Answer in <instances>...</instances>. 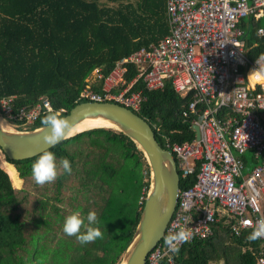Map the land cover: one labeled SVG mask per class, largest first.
Here are the masks:
<instances>
[{
  "label": "trees",
  "instance_id": "obj_1",
  "mask_svg": "<svg viewBox=\"0 0 264 264\" xmlns=\"http://www.w3.org/2000/svg\"><path fill=\"white\" fill-rule=\"evenodd\" d=\"M241 25L248 29L247 45L255 44L249 56L263 54L264 37H255L254 28L264 21L245 19ZM167 32L166 0H0V98L14 95L15 107L47 98L64 115L83 101L79 94L95 68L106 75L119 58ZM134 74L128 66L126 81ZM141 82L132 88L145 96L137 114L156 122L170 141L192 140L194 131L180 116L190 97L177 94L170 81L157 90ZM101 84L92 87L99 91ZM42 116L12 127L40 126ZM156 139L164 145L161 136ZM49 150L57 159L66 157L72 172L43 187L31 175L40 153L9 159L0 150L11 163L9 173L0 166V264H119L149 183L141 151L124 133L105 126L74 132ZM9 174L22 185L15 187ZM195 178L180 179L179 187ZM78 209L85 217L96 211L103 239L81 244L63 232L64 218ZM250 233L235 236L220 219L212 235L184 243L174 259L176 264H255L262 244L248 241ZM160 264H168L166 258Z\"/></svg>",
  "mask_w": 264,
  "mask_h": 264
},
{
  "label": "built area",
  "instance_id": "obj_2",
  "mask_svg": "<svg viewBox=\"0 0 264 264\" xmlns=\"http://www.w3.org/2000/svg\"><path fill=\"white\" fill-rule=\"evenodd\" d=\"M166 15L167 34L119 58L106 75L95 68L79 98L116 102L137 113L145 100L140 90H132L137 82L157 90L170 81L177 94L190 97L180 116L194 138L170 141L156 122H147L155 136L163 138L162 147L174 159L179 182L196 178L187 187L178 186L164 235L185 226L193 233L191 241L206 238L220 219L235 236L252 231L244 222L254 225L264 217V74L259 73L264 53L249 56L255 44L247 45L248 29L241 22L264 21V0H166ZM254 34L263 38L264 25L255 27ZM128 66L135 74L126 81ZM98 81L99 91L92 87ZM14 98H0V119L10 126L31 125L53 109L47 98L19 107ZM260 241L255 264H264V238ZM166 252L162 237L145 264H160L163 258L176 264V254Z\"/></svg>",
  "mask_w": 264,
  "mask_h": 264
},
{
  "label": "water",
  "instance_id": "obj_3",
  "mask_svg": "<svg viewBox=\"0 0 264 264\" xmlns=\"http://www.w3.org/2000/svg\"><path fill=\"white\" fill-rule=\"evenodd\" d=\"M72 121V134L84 121H101L128 136L139 149L148 168V187L138 221L119 264H145L146 256L164 236L173 212L179 178L169 151L164 149L144 118L116 102L84 100L62 115ZM0 122V150L9 159H24L49 148L42 139L41 125L17 129ZM95 127V126H93ZM198 138L197 127L194 126Z\"/></svg>",
  "mask_w": 264,
  "mask_h": 264
},
{
  "label": "clouds",
  "instance_id": "obj_4",
  "mask_svg": "<svg viewBox=\"0 0 264 264\" xmlns=\"http://www.w3.org/2000/svg\"><path fill=\"white\" fill-rule=\"evenodd\" d=\"M259 73L264 74V67L259 69ZM40 119V131L43 132L42 139L49 148L55 147L72 135V121L63 117L60 112L49 107ZM49 148L41 151L31 164L32 179L41 187L54 183L58 177L65 174L70 175L72 172L70 161L63 156L57 159L56 154ZM244 223L245 226L253 229L246 237L248 241L264 238V217L258 218L254 225L250 220ZM98 225L99 220L96 211L90 210L85 217L81 214V210L78 209L72 211L64 218L62 229L66 235L75 236L81 244H88L95 242L97 239H103L104 232L101 231ZM82 228L84 229L83 232L81 231ZM192 238V231L185 226H181L178 230L163 236L165 248L167 252L172 254H177L181 245L191 242ZM167 252L165 255H167Z\"/></svg>",
  "mask_w": 264,
  "mask_h": 264
},
{
  "label": "bare ground",
  "instance_id": "obj_5",
  "mask_svg": "<svg viewBox=\"0 0 264 264\" xmlns=\"http://www.w3.org/2000/svg\"><path fill=\"white\" fill-rule=\"evenodd\" d=\"M1 122V120H0ZM3 122V121H2ZM2 125H5L3 123H1ZM93 126H105V127H109L108 124L101 122V121H84L83 123L79 124L78 126H76L75 130H83L86 128H91Z\"/></svg>",
  "mask_w": 264,
  "mask_h": 264
},
{
  "label": "rangeland",
  "instance_id": "obj_6",
  "mask_svg": "<svg viewBox=\"0 0 264 264\" xmlns=\"http://www.w3.org/2000/svg\"><path fill=\"white\" fill-rule=\"evenodd\" d=\"M1 120V119H0ZM3 120H1V123H6L5 121H3ZM9 124V123H8ZM9 165H11V163H9V162H7V161H5V159H4V157H3V155H2V153L0 152V166H2L7 172H8V166ZM9 173V172H8ZM10 175V174H9ZM10 177H11V180H12V183L15 185V187H19V186H21L22 184H21V180H19L18 178H17V180H15V178L13 177V176H11L10 175ZM16 177H17V175H16Z\"/></svg>",
  "mask_w": 264,
  "mask_h": 264
}]
</instances>
